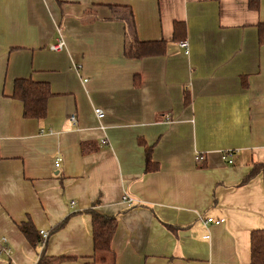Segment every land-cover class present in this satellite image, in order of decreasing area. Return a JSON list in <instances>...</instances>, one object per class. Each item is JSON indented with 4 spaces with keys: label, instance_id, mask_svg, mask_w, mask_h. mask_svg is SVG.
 Wrapping results in <instances>:
<instances>
[{
    "label": "crops",
    "instance_id": "1",
    "mask_svg": "<svg viewBox=\"0 0 264 264\" xmlns=\"http://www.w3.org/2000/svg\"><path fill=\"white\" fill-rule=\"evenodd\" d=\"M258 23L264 0H0V264L41 250L96 264L91 208L117 218L113 264H251L250 233L264 230V178L244 182L264 162ZM160 39L164 54L139 57V41ZM17 78L49 85L44 118L23 117ZM27 219L43 243L20 232Z\"/></svg>",
    "mask_w": 264,
    "mask_h": 264
},
{
    "label": "trees",
    "instance_id": "2",
    "mask_svg": "<svg viewBox=\"0 0 264 264\" xmlns=\"http://www.w3.org/2000/svg\"><path fill=\"white\" fill-rule=\"evenodd\" d=\"M259 0H248L250 9H257ZM258 40L264 44V23H258ZM186 27L183 21H174L173 40L179 42L184 40ZM166 42L162 39L156 41H139V57L162 55L165 53ZM51 96L49 85L44 82L34 81L31 78H17L14 80L11 98L19 100L23 105L22 115L24 118L42 119L46 115L47 100ZM185 95V103L187 102ZM156 170L157 165L152 164L151 148L145 149V171ZM261 174L264 178V162L253 163L249 172L244 177V182ZM91 215V235L93 242V255L96 264H113L114 253L111 250L110 242L115 232L117 218L114 215H106L95 211L93 208L87 210ZM64 221L58 223L54 229L61 228ZM20 232L32 245H39L44 242L43 237L35 229L32 221L18 224ZM71 257L65 255L47 256L41 250L35 264H60ZM250 261L251 264H264V230L254 229L250 233Z\"/></svg>",
    "mask_w": 264,
    "mask_h": 264
},
{
    "label": "built area",
    "instance_id": "3",
    "mask_svg": "<svg viewBox=\"0 0 264 264\" xmlns=\"http://www.w3.org/2000/svg\"><path fill=\"white\" fill-rule=\"evenodd\" d=\"M179 47L184 49V53H188V42L186 40H181L178 42ZM64 47V41L62 38L57 40V43L54 45H51V49L53 50H61ZM95 114L97 117H100L102 115V111L99 108L95 109ZM168 119V118H167ZM69 120L73 123L76 124L77 120L75 115H70L69 116ZM231 153L228 152H224L221 154V159L226 161L227 163H232L233 160L231 159ZM197 160H201L203 159V157L201 155L196 156ZM59 158L57 159V162L55 163V166H59ZM123 200L128 202L129 204H131L132 199L130 197H128L127 194H125L123 196ZM73 203V202H71ZM204 224H220L222 222V219H214L212 217H206L203 219ZM39 233L41 234V236L44 238L47 237V232L40 230ZM205 237H208L207 235ZM7 242V240L5 238H1L0 239V253L9 255L11 252V249L8 245H5V243Z\"/></svg>",
    "mask_w": 264,
    "mask_h": 264
}]
</instances>
